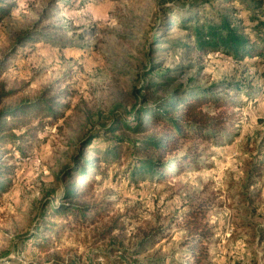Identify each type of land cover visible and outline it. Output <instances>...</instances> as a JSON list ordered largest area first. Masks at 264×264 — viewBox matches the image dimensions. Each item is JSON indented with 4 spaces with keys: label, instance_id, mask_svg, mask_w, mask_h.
I'll return each mask as SVG.
<instances>
[{
    "label": "rangeland",
    "instance_id": "rangeland-1",
    "mask_svg": "<svg viewBox=\"0 0 264 264\" xmlns=\"http://www.w3.org/2000/svg\"><path fill=\"white\" fill-rule=\"evenodd\" d=\"M260 1L0 0V264H186L191 223L209 230L201 264H264V56L199 51L187 28L220 15L250 27ZM191 95L235 102L204 110L236 124L216 143L138 153L174 138L151 111L178 118Z\"/></svg>",
    "mask_w": 264,
    "mask_h": 264
},
{
    "label": "trees",
    "instance_id": "trees-1",
    "mask_svg": "<svg viewBox=\"0 0 264 264\" xmlns=\"http://www.w3.org/2000/svg\"><path fill=\"white\" fill-rule=\"evenodd\" d=\"M255 2L256 0H252ZM260 0H257V7L260 4ZM199 3L195 8H203ZM248 11V8L246 12ZM248 13V12H247ZM192 22H195L192 26L187 27L190 30V36L193 39L194 48L199 51H211L220 52L224 55H229L237 60H244L246 58L252 59L253 57H263L264 52L259 51L256 53V49L253 48V42L250 37L246 35L245 28L249 27L246 25H238L242 21L236 22L235 20L229 19L226 15H220L211 19H205L201 23L197 22L195 18H192ZM251 22L250 31L258 35L264 32V16L258 15V13H252L248 19ZM256 57V58H257ZM256 61L253 62L255 64ZM174 81V77H165L159 83L154 84L158 90H163L168 92L170 89V83ZM145 87L147 89L151 88L152 81L150 78H145ZM234 90H243V86L238 84L235 85ZM173 90L169 92L171 94ZM211 106L212 108L222 107L223 112H227L232 106L236 105L235 102L226 99L222 101L219 98L206 97L204 95H191L190 99L182 106L179 111L178 118L169 117L168 109H160V111H151V120L149 126L156 127L160 126L174 135V138H167L162 140H154L144 143L142 146L135 148L140 154H145L152 150L156 154L160 152L169 153L174 151L175 143L184 138H198L203 142L216 143L219 138L227 134V132L232 128L236 122L233 120V113H228L226 115H211L209 112L204 110L205 106ZM36 108V106H35ZM146 109V108H145ZM222 116V117H221ZM224 116V117H223ZM226 117V118H225ZM226 122H229L226 125ZM129 129L134 130L138 127L135 125L133 127L127 126ZM88 146L91 144L90 139L87 141ZM134 146V145H133ZM107 154H112L115 157L117 154L116 146L107 147ZM188 160V159H187ZM180 161H178V164ZM145 164L149 168L153 166H160V164L147 162L145 159L136 160V164ZM165 166L161 167V171L164 170ZM85 192L77 193L78 196H82ZM73 194L70 190H65L63 199H68V196ZM70 205L66 203H61L57 208H53L54 212H59V210H69ZM73 215L76 216V212L80 210V206H72ZM95 211V212H94ZM93 212V216L98 215V211L91 209L88 213ZM84 214L81 210L79 215ZM204 216V215H202ZM84 220H89L90 217L86 215L83 217ZM189 232L193 235L191 239V245L189 247V254H191V261L186 264H201L203 257L201 240L196 236L204 235L208 233L207 225H202L199 223H191L187 227ZM112 264H129L122 260L120 257H114L109 259Z\"/></svg>",
    "mask_w": 264,
    "mask_h": 264
}]
</instances>
